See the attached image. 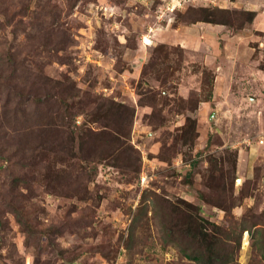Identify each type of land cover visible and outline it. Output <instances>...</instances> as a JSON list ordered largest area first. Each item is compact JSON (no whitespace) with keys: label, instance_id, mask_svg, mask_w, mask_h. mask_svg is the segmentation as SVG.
<instances>
[{"label":"rangeland","instance_id":"374dc122","mask_svg":"<svg viewBox=\"0 0 264 264\" xmlns=\"http://www.w3.org/2000/svg\"><path fill=\"white\" fill-rule=\"evenodd\" d=\"M0 264H264V0H0Z\"/></svg>","mask_w":264,"mask_h":264},{"label":"trees","instance_id":"16d2710c","mask_svg":"<svg viewBox=\"0 0 264 264\" xmlns=\"http://www.w3.org/2000/svg\"><path fill=\"white\" fill-rule=\"evenodd\" d=\"M190 226L187 227V231H194L193 235L196 237L197 235H200V238L205 236V227L203 226V223L201 221H187ZM194 225V227H192ZM196 227V228H195ZM197 258V257H196Z\"/></svg>","mask_w":264,"mask_h":264}]
</instances>
